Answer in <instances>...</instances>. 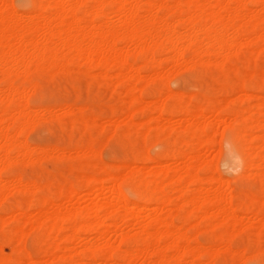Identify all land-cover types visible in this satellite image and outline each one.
<instances>
[{
  "label": "bare ground",
  "instance_id": "obj_1",
  "mask_svg": "<svg viewBox=\"0 0 264 264\" xmlns=\"http://www.w3.org/2000/svg\"><path fill=\"white\" fill-rule=\"evenodd\" d=\"M8 1L9 0H0V72L3 73L4 75L3 79L5 81L4 82L5 88L2 89L4 83L0 87V102L3 103L5 100L6 101L8 99L12 100L13 98L18 99L15 97H19L20 101L15 104L16 107L14 109L15 110L14 112H16V115L18 114V116H13L14 114L11 116L10 115L11 113H9L10 110L7 106L5 105L0 106V124H2L4 120H7L6 119L7 117H10V116L11 118L14 117L13 123H10V126L13 125L14 132H10L8 125H7V128L6 126L5 127L0 126V185L2 186L5 184L3 182H6V186L7 185L8 186L12 185V186H17V187L20 186L21 188L19 189L21 190L22 189L24 190L25 188H27V190L28 188L29 189L32 188L34 192H38L41 189V187L39 184H37L38 182H34V181L32 183L31 182L24 183L23 180L25 178H22L21 176H17L9 180L7 179L4 180L1 175V172L3 171L4 168L6 170V168L9 167L11 164H15L18 161H20L21 158L20 159L19 157L17 158L18 155H22L23 159L24 158L26 159L27 157L30 158V156L32 157V153H34L33 151L36 150L30 145V143H27L25 140L22 141L20 139V136L22 132L25 130V127L28 128L30 124V122H28L30 120L29 116L33 112L29 110L30 106L28 105L27 99H25L26 97L23 95L25 93L24 85H21L19 83L17 84L11 78L12 74H16V75L28 74L29 71L32 69V67L37 68V69L38 67H44V68L46 67V68H50L55 71L56 69L61 70V71H67L71 64H75L79 61H83L85 62V64H90L92 65V67L93 65L96 67H99L102 70H104L105 74H108L107 71L117 68L119 70L118 75L120 76L121 81L129 82V86L127 88H128V91L130 92L129 93L130 102L134 100H136V102H143L144 99H143L141 92H142L143 86L144 88L147 87L145 84L147 81L142 83L143 86L138 85L142 87V89L138 88L137 82L140 81L145 76H142L144 73H141L137 65L134 66L130 60L131 57L136 54L135 52H137V54L140 53L146 57L144 64H142L143 61L141 62V65H144V66L152 62L153 64H155L154 66L156 67H159V68L162 67L161 60L156 57V51L158 48H165V49L172 51L171 56H168V55L167 56L172 57V59L175 61V64L181 61H182L181 63L185 64L189 61V59L196 61L197 57H201L205 54L214 53L217 55H221L220 57L221 61L220 60L219 61L223 65H225L224 63L229 62V54L230 52L233 51V50L231 51V49L236 48V50H239L240 47L243 46L244 44L243 41L241 40V33L239 30L240 29L239 26L241 25H244L249 31L257 32L258 33V36H256L257 39H262L261 40L262 43L260 44V48L258 49L264 48V0H257L260 3V8L257 10H252V8H250L249 6L255 0H213L214 2L213 1L211 2V0H64V1L63 0L62 1L60 0H32L33 10L28 11L24 14L23 13L20 14L12 6L13 5L11 4L12 1L11 2L9 1L10 3H8ZM169 2L174 3L173 9H176V11H178V15H177L178 19L175 21L171 20L167 16L159 15L160 13L157 11L158 9L170 6L171 4ZM108 4L113 5V7L115 8L114 13L116 16H118L119 20H118V23L115 25L109 24L105 20V18L107 17L106 6ZM143 8H145L148 12V15L145 17H143L145 14H143L142 16V13H141V12H144ZM173 9L171 7L170 12L173 11ZM223 11H224V14H223ZM166 14H168V12ZM23 17L25 20L22 19ZM36 17L42 19V23H40L38 27H34L33 25L34 18ZM20 18L22 19V21ZM202 21H204V23H202ZM185 23H189L188 26L190 25L191 27L189 28L188 26H185ZM179 27H184V29L186 28L185 29L186 31L185 30L181 31ZM39 28L43 30V37L40 39L37 37V32ZM227 28H232L235 35L232 37H227L226 35ZM14 36H19L21 40L17 43L10 42L9 39ZM256 40H254V42ZM120 41L125 42L127 46L125 48L120 47L118 45V42ZM189 46L194 47V50L196 52L195 54L196 58L194 57L195 59H193L192 57V58L187 59L186 57L187 59L186 61L184 52H185L186 47H189ZM258 49H257V52H258ZM167 56L166 58L168 59ZM163 59L164 58H162V60ZM210 59L213 61V58L210 57ZM191 60L189 61L190 63H191ZM195 61L193 63L194 65H195ZM81 64L85 65L83 63H80L78 65L80 66ZM180 64H178V66H180ZM138 66H140V64ZM258 66L259 65H257V67ZM259 67L261 68V66ZM163 70H164V67H163ZM163 70H160V71L158 70L157 72L155 71L156 73L153 72L155 74V75L153 74L154 76L152 74H151L152 76L147 74L149 76L148 79L150 80L154 78H164V77L166 78V76L171 73L169 71L170 73L165 75L166 71H163ZM258 73H259L258 68L254 67L250 75L247 73L248 74L247 76H249L248 80L250 82H248L247 80L236 82L233 84V86H231V88L229 87L227 89V93L238 92V89H239L238 94L241 92L243 94L242 95L243 97L241 96L239 98L245 100V98H251V97L257 96L253 93L250 94L249 92L251 90H254L257 88L264 92V74L261 76L260 79H257ZM256 79L259 81V83L254 81ZM150 84L153 85L152 81L150 82ZM135 89L141 90L139 91L140 92L139 96L134 95L133 90ZM162 92L165 93L164 86L162 88ZM167 93L163 94L157 100V102H154V103H157L154 108V110L158 112L157 118L160 121L166 120L165 121L166 123L163 122V124L161 123L155 124L156 127H159L160 129V132H158L156 135L158 137L163 136L165 138V134L166 133L168 134V132L170 131L168 130V132H165L167 131L166 129L169 126H171V128L173 127L172 131H174L175 127H176L175 129L178 128L176 125L172 126L171 124L167 123V121L170 118L169 115L181 114L185 116V119H184V121L186 120L185 123L181 124L180 122L181 124V125L179 124L180 129L177 130L178 132L176 130L175 131L177 132L178 135L183 134L186 136L187 144L189 145L190 150L186 152L185 151L181 152V150L180 151L177 150V152L175 151L176 154H173V155L171 154L172 155L171 158L175 160L174 163L175 165L179 166L178 167L179 170L178 169L175 170V168L173 169V167L169 166L168 164L160 166L161 164H160L159 159L157 157H152L149 153H147L148 148L146 147L147 148L146 152H143V154H141L140 159L137 158V156L136 158L138 160H141V162L142 161L158 162V164L160 165H158L157 167L148 168L145 166L146 168H139V166L138 167L133 166V164L129 163L127 159H123L119 162L118 165L117 164L116 165L114 164L115 166L112 165L113 168L111 169L107 167L99 168V170H97L96 172L98 176L91 175V174L86 175L84 173L83 174L84 176L80 179L81 180L80 184L79 183L77 185L71 184L68 187L66 186L63 188L60 187L59 195L57 194L58 195L57 198L61 197L62 199H65V200L69 199V201L73 197L75 198V196H77L78 198L80 190L82 189L81 186H83V188L86 186L85 188L86 189L88 188V195H89V189H90V194L92 193L91 195L98 194V193L101 194L105 190H108L109 193H112L113 197L110 198L112 200L104 201L102 198L100 199V197H98L101 201L99 199L97 200L91 199L89 203V200H88L89 198H87L88 203L85 206L81 207L80 208L81 210L79 209V211L74 210L73 207L64 206V204H60L56 207L52 206L55 208V210L52 209L51 211L49 209V204L51 202V198L49 196H46V197L44 196V197L39 198L40 200L38 201V204H35L36 201L28 202L27 207L30 206V204L31 205L33 204L34 205V206L32 205L33 207L38 206L40 210L36 214V216L34 214V216L30 220H27V217L29 216L30 213L28 214L27 211H24L21 214L22 216L20 217V219H22L23 221L20 219L19 221L24 222V225H22V222H21V225L24 227L19 226L21 228H17L19 239L21 240L25 234L28 235V232H30L28 231L29 228L31 229V231L34 230L33 228L35 229H37V227L43 228L44 233L42 232V234L43 236H45V234L48 235L49 232L51 233L53 231L56 234L55 232L56 229L60 231L61 229L64 228L66 223H72L71 227H73L72 228L73 232L71 233V235L74 237V239L76 238L79 239L78 236L82 232H85L86 230L87 231L95 230L98 232V234L101 233V235H104L107 230H101V228L106 224V219H108V217H110L111 215L117 213L118 214L117 217H115L111 223L113 229H110V230L114 232L115 241L118 240V243H116L114 239H113L114 242L111 241L110 244H107L105 246H101L97 243H91V242H90V245L89 244L87 245L85 243L87 246L83 244L85 248L83 249L81 248L80 250L82 252L81 257L80 258L78 257L79 260H76L73 254L71 253L67 254L66 250L71 249V248L67 245L66 239L63 238L62 240L60 239L59 242L57 241L52 244L50 253L53 255V257L51 261L53 260L54 261L53 263H55L56 261H59L60 259L63 258L66 260L64 264H78V262L79 264L80 262L81 264H89L90 262L85 261V259L91 258L94 261L99 257L101 259L103 258L107 262L112 261L116 264H125L127 263V261H130L133 258L135 259L136 257H140L143 259L144 264H183L184 260H186V256H191L192 260L190 261L189 264H199L200 260L198 259H200L199 258L200 255L202 254L203 251H205L206 248H204L202 244H201L202 246L201 245L199 246L197 244L194 245L191 242L190 237H188L185 232H182V230L179 231V229H175V228H173L175 229L173 230L171 228L174 222L173 219L168 220L166 215L162 216L160 214L162 209L159 210L160 212L157 211L158 214L156 213L157 215L155 218H153L154 219L153 222H151L152 221L151 220L150 222L148 221L149 223L145 222L144 225L143 223L141 224V226L143 225V227L141 228L142 230L140 231L139 236L136 238V243L140 245V247H138L137 249H132L130 247L133 243L130 238L131 235L126 234L122 232L121 230L118 233V230L120 229L121 226L126 225V224L128 225L131 219L137 223L138 222L141 223L142 222L140 221L141 217H138L136 215L137 210H144L145 208L149 206V203H152V202H155L157 205H164V204L167 205L174 199L172 198L173 195L172 196L170 195L171 192L173 193V192H178V191L180 194L178 193L177 194L179 195L181 204L178 203L177 205L179 204L180 205L177 207H179L180 213L182 215L181 216L182 221H186L190 218L192 210L190 211L186 209L188 205L190 206V204L192 205L191 207L195 209L194 210L195 212L197 211L201 213L200 216L202 219L207 218L206 213L210 207H213V209H215L214 217H216L218 220L220 219V221H223V222L226 220L230 221L231 224L233 225H236L238 223V220L240 217L242 218V216L239 215L240 213L248 214V213L257 212L260 215H262V216L259 215L262 218L264 216V201L263 200L260 201V199H256L255 196H251V195L246 196V197H242V196L240 197V195H238L240 197V200L242 201L240 203H236L237 204L236 205L234 202V198L236 197H234L233 194H230L228 192V190H231L229 188V180L226 181L227 179L226 180L223 179L219 175L217 170L214 168V165L212 166V164H208L209 163L208 161H207L208 163H206V159L203 156L201 157V154H199L200 151L202 150H200L199 153H197L198 151L197 152L195 151L196 149H201V148L204 149L210 146H214L216 143H218L216 142L217 140L216 137L219 136L218 135L219 129L216 131L211 130L207 126L206 122L203 120V118L208 115L206 114L207 112L206 106L199 105V106H194L195 108L194 107L190 108L191 105L193 104V101L200 99L199 98L200 96H198L197 94H194V95H191L188 100L187 99L185 100V98L182 95L183 93L182 94H180L179 92L177 93L170 92L169 94ZM252 94L254 96H252ZM260 97L263 98L260 101V103H257L253 106H249L247 109L233 108L231 106L230 101H234V98L232 99L230 98L231 100L223 99L220 101L217 100L213 102L214 106L212 108V113H213L214 118L212 119L214 123H216L218 126L221 124H225L224 122L229 119L227 118L229 117L227 115L232 116L231 124L229 120L230 125H227L226 128H224L223 130L224 134L227 130L234 128L237 134H239L246 142L250 143L247 145V147L249 146L248 148H249V154H250L248 158L249 159L248 165L247 166L245 165L247 171L251 170L252 168L255 170L261 169V168L264 169V133L260 135L261 139H259L258 137L256 138L255 137L256 135H254L255 129L257 130L258 128L259 129L264 128V118H261L259 116V114L260 115L264 114V96L261 95ZM8 101L11 102L10 100ZM239 101L242 102L241 100ZM244 102L246 103V101ZM150 103L151 102H149V105ZM146 104L147 103H145V105H141L139 108H131V107L127 108L126 114L130 116L129 118L126 117L127 120L128 119L130 120L131 118V120L133 121V118L135 114L137 113H140V112L142 114L146 113L149 109L148 104L147 105ZM31 109L33 110V108ZM117 110L119 109L117 108L115 110V113H118ZM33 115H31V117H33ZM101 115H103V113ZM187 116L189 117L187 118ZM147 120L149 121L148 118ZM171 120L172 118H170L169 121ZM244 120H246V122L249 121V123H246L245 125ZM145 122L147 123V121ZM138 123L143 124L142 122H138ZM26 124H28V126ZM129 126H131V123ZM142 126H140L141 130H143ZM151 126L152 125H150L149 127L146 126L147 129L144 130V132L142 131L144 134L143 135L144 137L141 135L142 136L141 138H143V140H145L151 133ZM132 128H133L132 130H134V127ZM137 128H139V126H137ZM161 128H163V130ZM235 131L232 132L233 137L237 138L235 136L236 134ZM142 132L139 131L140 134H142ZM128 133L129 132H127L126 135ZM224 134H221V135H224ZM130 136L133 137L134 135H130ZM149 137L152 138V136H149ZM163 137L161 138L163 139ZM221 139H222V136H221ZM221 139L219 141L220 143H221ZM253 139H257V140L259 139L258 141L260 140L262 141H260L259 144L258 143L255 144L253 143ZM175 141L178 142L177 139ZM146 143L144 141V145H146ZM151 143L153 145V142ZM91 150H93V152L91 151L92 152L91 154H93L96 148L95 149L93 148ZM240 150H243V149H240ZM97 151L96 153L99 152ZM220 151L221 150H219V153ZM51 152H52V149H51ZM84 155L86 154L84 153ZM171 155L169 153H166L164 154V157H170ZM202 158H204V160ZM124 167L129 168V170L126 172L119 170ZM89 168L93 169V165L89 166ZM13 171H16V169ZM88 171L90 170L88 169ZM177 171H180V172H177ZM205 171L211 173L210 176H206L207 178L201 175ZM256 171L260 173L259 172L260 170L259 171L256 170ZM262 172L264 173V170ZM240 175H242V173ZM35 180L38 181L37 179ZM85 183L86 185H84ZM205 183H209L210 187L208 188L207 186H205L204 185ZM193 184L198 185V187L191 189V185L194 186ZM125 185L126 187L130 185L132 189H134V192L138 194L139 198L143 200V203H140L134 200L131 201L132 199L129 200L126 196V193L123 190V187ZM25 191L23 193H25ZM29 191L31 190H28V192ZM3 195L4 193L2 194V192H0V201L3 199L4 197ZM102 195L103 194H101V196ZM97 196H100V195H97ZM5 197H4V200H5ZM35 199L36 198L32 200H35ZM257 200H259L260 203H258ZM9 201L11 202V200ZM176 203L177 202H175L174 204ZM23 205L25 206V204ZM18 206L22 207V204L19 203ZM177 209L178 208H176L175 215H178ZM238 212L240 213L238 214ZM256 215L257 214H255V216ZM200 216H199V219H200ZM220 221H217V225L216 223L214 224L216 225L214 228H216L217 226L220 227L219 225H222L219 223ZM258 221H259L258 223L261 226L259 224L258 225L261 227V230H262L263 224L260 223L261 222L260 220ZM183 231H186V230H183ZM39 233L41 234L40 230H39ZM26 235H25V240L27 238ZM101 235H100V238H101ZM220 236L223 241L225 240V238H227L228 240L230 237L231 239V235H229V232H223L222 235ZM37 238L39 239V237ZM164 239H167L166 244L162 243ZM179 239L185 242V246L182 248L179 246V243H178ZM25 240H24V243H25ZM197 240L198 239L196 238V242H198ZM122 244L126 246V249L121 248ZM228 244H230V242ZM19 246L20 247H18V249L20 253L23 254L25 257H29V254H28L29 252L27 251L28 253H26L23 247L21 245ZM23 246H25V244ZM3 247L2 248L0 247V248L2 249V252L6 253V250L3 249ZM262 247L264 248V245H262ZM262 249L259 248L257 250V253L260 252ZM249 250L251 249L248 248V251H247L248 254H249ZM244 251L241 252L243 253V255H244ZM58 252L61 253V256H58L57 254ZM255 252H252L251 254ZM170 253L172 254L170 255ZM257 253L253 255L257 256L258 255ZM8 255L10 256V254ZM117 256L120 259V262L115 260ZM245 256L243 257L245 258ZM251 256H249V258ZM25 257H19L14 262V264H23V263L32 264L33 263V262L28 263V262H31L30 260L25 261L26 259ZM244 258H242L240 261H242ZM246 260H247V256L244 259V262ZM209 261L208 263L214 264V262L212 263ZM244 262L242 261V263ZM204 263L205 262L203 263L201 262L200 264H204ZM205 264H207V262Z\"/></svg>",
  "mask_w": 264,
  "mask_h": 264
},
{
  "label": "rangeland",
  "instance_id": "obj_2",
  "mask_svg": "<svg viewBox=\"0 0 264 264\" xmlns=\"http://www.w3.org/2000/svg\"><path fill=\"white\" fill-rule=\"evenodd\" d=\"M9 1L10 2L12 1V3H11V4H13L12 6L20 14H22V13L24 14L28 11L33 10V1L32 0H9ZM9 1H8V3H10ZM60 1H62V0H60ZM212 1L213 0H211V2ZM169 3L171 4V5L169 4L170 6L158 9L157 11L160 13L159 15L167 16L171 20L175 21L178 19V17H177L178 11H176V9H173L174 3H171V2H169ZM249 6H250V8H252V10H257L260 8V3L257 0H255ZM171 7H172L173 11L170 12ZM114 9L115 8L113 7V5L108 4L106 6L107 17L105 18V20L107 23L112 24V25L117 24L118 20H119L118 16H116L114 13ZM143 11L144 12H141L142 16H143V14H145L143 17L147 16L148 15L147 10L145 8H143ZM167 12H168V14H166ZM223 14H224V11H223ZM22 19L25 20L24 17ZM22 19H21V21H22ZM40 23H42L41 18H38V17L34 18V23H33L34 27H38ZM199 23H201V22H199ZM202 23H204V21H202ZM188 24L189 23H185V26H188ZM188 27L190 28L191 26L189 25ZM239 28H240L239 30L241 33V40L243 41L244 44H243V46L240 47L239 50H236V48L231 49V51L232 50L233 51L230 52V54H229V62L224 63L225 65H223L220 62L221 61L220 60L221 55H217L214 53L205 54L201 57L196 58L195 57L196 52H195L193 46L186 47L184 53H185V60L186 61H187V59L192 58V57H193V59H195V58L197 59L196 61L194 60L195 65L193 64L194 61L191 59H189V61L191 60L192 64L189 61L187 63H185L186 65L181 63L182 61L175 64V61L172 59V57H168V56H171L172 51L165 49V48H158L156 51V57L161 60V62H162L161 68L162 69L154 66L155 64H153L152 62H150V64H148L146 66L141 65L142 61H143L142 64H144L146 57L140 53L137 54V52H135L137 55L134 53L135 55H133L130 60L134 66L137 65V67L140 69L141 73H144L143 75L142 74L141 75L146 77V78L143 77L140 81H138L137 86L138 85L143 86L142 83L147 81L145 83L147 87L144 88V86H143V89H142V87L138 86V88L142 89L141 94H142L143 99H144L143 102H136V100L130 102V94H129L130 92L128 91V88H127L129 86V82L128 81L127 82L121 81V78L118 75L119 70L117 68L111 69L110 71H107L108 74H105L104 70H102L101 68L96 67L94 65H93V67H94L93 68L92 65L85 64V62H83V61H79L75 64H71L67 71H61L58 69H56V71H55V70H52V69L46 68V67L45 68L44 67H38V69L32 67V69L29 71L28 74H20V75L12 74L11 78L17 84L19 83L21 85H24V87H25L24 92L25 93L23 95L26 97V98L25 97L24 98L27 99L28 105L30 106L29 110L33 112L31 115L34 114L33 117H31V115L29 116L30 118L27 117L30 119L28 122H30L31 126H30V124H29V126H28V124H26L28 126V128L25 127V130L22 132L20 139L22 141L25 140L27 143H30V145L36 150L33 151L34 153H32V157L30 156V158L27 157L26 159L25 158L23 159L22 155L17 156V154H16L17 158L18 157H19V159L21 158L20 161H18L19 163L17 162V160H18L17 159L16 160L17 163L11 164L10 165L11 168L9 166L6 168V170L4 168L3 171L1 172V175H2V178L4 180H6V179L9 180L11 178L21 176L22 178H25L23 180L24 183L25 182L26 183H30V182L32 183L33 181L38 182L37 184L40 185L41 189L38 192H34L32 188H30V189L28 188V190H31L28 192L27 188H25L26 191H25V189L24 190L19 189V188H21L20 186H18V187L12 186V185L6 186V182H3V183H5L4 184L5 186L0 185V192H2V194L4 193V195H3L4 197L6 196L5 200L3 197V199H2L3 201L2 200H1L2 202L0 201V247L2 248L4 246L3 249L6 250V253H4V252H2V249L0 248V259H1L0 264H12V262L14 264V262L19 257H25L23 254L20 253V251L18 249V247H20L19 245H21L23 247V249L26 251V253L29 252L28 254H29V257H31V258L25 257L26 258L25 261H29V260L31 261L28 263L33 262L32 264H37V262H38V264H58V263L64 264L66 260L63 258L60 259L59 261H56L55 263H53L54 262L53 260L51 261V259L53 257V255L50 253L51 252V250H50L51 246L54 242H57V241L59 242L60 239L61 240L63 238L66 239L67 245L71 248V249L66 250V252H67V254L68 253L73 254L74 258L76 260H79V258L81 257V254H82V252L80 251L81 248L83 249L88 244L90 245V242L91 243H97L101 246H105L107 244H110L111 241H113V239L115 241L114 232H112L110 229H113L111 223H112L113 219L115 217H117V215H118L117 213L111 215L110 217H108V219H106V224L101 228V230H107L104 235H101V233L98 234V232L95 230H92V231L86 230L85 232H82L78 236L79 239H77L76 237H75L76 239H74V237L71 235V233L73 232L72 231L73 227H71L72 223H66L67 225L65 224V226H64L65 229L63 228L60 231L56 229V231H55L56 234L53 231L51 233L49 232L48 235L45 234V236H43V234H42V232L44 233L43 228H38V227H37V229L33 228L34 230H32V231L29 228L28 231H30V232H28V235L25 234L27 237L26 240H25V235L22 237L21 240L19 239V234L17 233V230H18L17 228L24 227V226H22V225H24V222H22L23 220L20 219V217L22 216L21 214L24 211H27L28 214L30 213L29 216L27 217V220H30L34 216V214L36 216V214L40 210L38 208V206L33 207L34 206L33 204H32L33 206L30 204V206L27 207L28 202L36 201L37 203L35 202V204H38V201L40 200L39 198L44 197V196L45 197L49 196L51 198V202L49 204V209L51 211H52V209L55 210L54 207H56L60 204H64V206H68V207H73L74 210L79 211V209L81 207L85 206L88 203V200L90 203L91 199L97 200V199H99L98 197H100V199L102 198L104 201L112 200V199H110L113 197L112 193H109L108 190H105L103 193H101V194H103L101 196V194H99V193L91 195L92 193L90 194V189H89V195H88V188L86 189L85 188L86 186L84 188H83V186H81L82 189L80 190L78 198H77V196H75V198L73 197L70 201H69V199L65 200V199H62L61 197L57 198L59 195L60 187L63 188L66 186L68 187L71 184H74V185H77L78 183L80 184L81 183L80 179L84 176L83 175L84 173L86 175L91 174V175H97L98 176V174L96 172H97V170H99V168L107 167V168L111 169V168H113L112 165H114V164L118 165L119 162L123 159H127V161L129 163L133 164V166H137V167L139 166V168H146V167L151 168V167H157L160 164H161L160 166L168 164L169 166L173 167V169L175 168V170H177L179 166L175 165V163H174L175 160L173 158H171L172 155L176 154L177 150L178 151L181 150V152H183V151L186 152V151L190 150V147L187 144L186 136L183 134H181V135L177 134V132H178L177 130L180 129V125L184 124L186 121V120L184 121L185 116H183L181 114L169 115V117L172 118V120L169 121L170 120V118H169V120H168L169 122L167 121V123L171 124L172 126L176 125L178 128L175 129L176 128L175 127L174 131L176 130L177 132L172 131L173 127L171 128V126H169L166 129L167 131H165V132H168V130H170L169 131L170 133L169 132H168V134L166 133L165 138L163 136L158 137L156 135L158 132H160V129H159V127H156L155 124H159V123L163 124V122L166 123L165 122L166 120L160 121L157 118L158 112L154 110L157 103H154V102H157V100L163 94H166L167 92H168L167 94H169L170 92H173V93L179 92L180 94L183 93L182 95L185 98V100L186 99L188 100L191 95L197 94L198 96H200L199 97L200 99H198L199 102H198V100L193 101V104L191 105L190 108H192L194 106H199V105H204L207 107L206 114H208V115L205 116L203 118V120L206 122L207 126L211 130L216 131L219 129L218 130L219 136L216 137V139L218 140V141L216 140V142H218V143H216L214 146H210V147H207L204 149L203 148L196 149L195 151L196 152L198 151L197 153H199V151L202 150L203 152L200 151L199 154H201V157L203 156L206 159V163L209 162L208 164H212V166L214 165V168L217 170L219 175L223 179H225V180L227 179L226 181L229 180V188L231 190H228V192L230 194H233L234 197H236V198H234L235 204L240 203L242 201V200H240L241 196L246 197L249 195L255 196V198L260 199V201H262V200L264 201V198H263L264 197V195H263L264 194V177H263L264 173L262 172L264 169H262V168L256 169L258 171L260 170L259 171L260 173H258L253 168L251 169L252 171L249 170L250 169L249 167H248L249 171H247V169H246V166L248 165V160H249L248 158L250 156L249 148H248L249 146L247 147V145L250 143L246 142L239 134H237V132L235 131L234 128L230 129L232 131L227 130L228 132L226 131L224 134L223 130H224V128H226L227 125L231 124V117L232 116L227 115V116H229V117H227L229 119L224 122L225 124H221L222 126L221 125L218 126L216 123H214V121L212 119V118H214L213 113H212V108L214 106L213 102H215L217 100H219V101L223 100V99L229 100L230 98L231 99L234 98V101H230L231 106L233 108H241V109L245 108V109H247L249 106H253L257 103H260V101L263 99L260 96L261 95L264 96V92L257 89V88L254 90H251L249 92L250 94L253 93V94L257 95V96H254L252 94V96H254L256 98H254V97L245 98L244 97L245 100L239 98L243 95L242 92L238 94L239 89H238V92L227 93V89L229 87L231 88V86H233V84L236 82L243 81V80H247L248 82H250L248 80L249 76H247V75L248 74L250 75V73H251V71H253L254 67L258 68V71H259L257 79H260L261 76L264 74V68H263L264 67V48L258 49V48H260V44L262 43L261 42L262 39H257L256 36H258V33L255 31H249L244 25L239 26ZM179 29L181 31H184L186 28L184 29V27H179ZM230 29H232V28L226 29L227 37H232L235 35L233 29L232 30H230ZM228 30H230V31H228ZM254 33L257 35H255ZM37 37L39 39L43 37V30L41 28H39V30L37 32ZM20 40L21 39L19 36H14V37L9 39L10 42H15V43L19 42ZM54 40H56V39H54ZM254 40H256V41L254 42ZM118 45L120 47H124V48L127 46V44L123 41L118 42ZM256 48L258 49L259 53L257 52ZM166 56L168 57V59L166 58ZM186 57H187V59H186ZM210 57L213 58V61L210 59ZM162 58H164V59L162 60ZM217 59H218V61L219 60L220 61L218 62ZM80 63H83L85 65L81 64L79 66L78 64H80ZM139 64H140V66H138ZM178 64H180V66H178ZM257 65L261 66V68L259 66L257 67ZM150 66H151V68H150ZM163 67H164V70H163ZM181 67H183V68H181ZM158 70L159 71L160 70L166 71L165 75L169 74L170 72L171 73L169 75H167L168 77L166 76V78L165 77L164 78H154V79L149 80L148 75L152 76ZM3 78H4V75H3V73L0 72V84H1L0 87L5 82ZM257 79L254 81L259 83V81ZM151 81H152L153 85L150 84ZM158 82H159V84H158ZM156 83H157V85H156ZM167 85H168V87H167ZM163 86L165 87V93L162 92ZM3 88H5V83L2 87V89ZM147 89H148V91H147ZM139 91H141V90H136V89L133 90L134 95L139 96V93H140ZM149 91L152 93H150ZM156 91H157V93H156ZM259 94H260V96H259ZM236 97L239 100H241L242 102H240ZM15 98H18V99H14V98H13L14 100L8 99L11 101V102H9L7 100L8 103L5 100L4 102L7 103L8 105L5 104L4 102L3 103L0 102V106L5 105L9 108V110H10L9 113H11L10 114L11 116L13 114H14L13 116H18V114L16 115V112H14L15 111L14 109L16 107L15 104L18 103L20 100H19V97H15ZM244 101H246V103ZM149 102H151L150 105H149ZM145 103H147L149 106V109L146 112L147 114L146 113L142 114L140 112V113L135 114L136 117L134 116V118H133L134 122L131 120V118H130V120L129 119L127 120V118L130 117L128 114H126L127 108H129V107L139 108L141 105H145ZM235 103L238 105H236ZM31 108H33V110ZM117 108L119 109V110H117L118 113H115V110ZM94 109H95V111H94ZM102 113H103V115H101ZM11 116L7 117L6 118L7 120H4L2 122V124H0V126L1 127L6 126V128H7V125H8L10 132H14L13 125L10 126V123H13V121H14V117L11 118ZM94 116H95V118H94ZM259 116L261 118H264L263 117L264 114H262V115L259 114ZM188 117L189 116H187V118ZM84 118H85V120H84ZM147 118L149 119V121L147 120ZM10 120H11V122H10ZM229 120H230V124H229ZM143 121L144 122L147 121V123L146 122L144 123ZM138 122H142L143 124L138 123ZM180 122H181V124H180ZM244 122H245V125H246V123H249V121L246 122V120H244ZM124 123H126V124H124ZM130 123H131V126H129ZM148 124L152 125L151 126V133L149 134V136H152V138H150L148 136L149 138L148 137L146 138L148 140H146V139L143 140V138H141V137L144 135L143 134L144 130H146L147 127L150 126ZM137 126H139V128H137ZM140 126H142L143 130H141ZM132 127H134V130H132L133 129ZM161 129L163 130V128H161ZM233 130L236 132L235 136L237 138L233 137V133H232V132H234ZM139 131H141V132L143 131L142 134H140ZM127 132H129V133L126 135ZM263 133H264V128H261V129L258 128L257 130L255 129V131H254V135H256L255 137L256 138L258 137L259 139H261L260 135H262ZM221 134H224V135H221ZM130 135H134V136L132 137ZM156 136H157V138H156ZM221 136H222V139H221ZM161 137H163V139ZM219 138L221 139V143L219 142L220 141ZM176 139L178 142L175 141ZM138 140H140L141 142ZM236 140H238V141H236ZM242 140H244V141H242ZM258 140L253 139V143L259 144L260 141H262V140H260V141H258ZM134 141H136L137 143ZM144 141H145V143L147 141L148 144L146 143V145H144ZM151 142H153V145ZM90 148L91 149L96 148V150H94L95 155H94V153L91 154L93 152V150H91ZM37 149H39L40 151ZM51 149H52V152H51ZM146 149L148 150L147 153H149L152 157H157L159 159L160 164H158V162H154V161H151V162L142 161L141 162V160L137 159V158L140 159L141 154H143V152H146ZM237 149H238V151H237ZM240 149H243V150H240ZM219 150H221L220 153H219ZM96 151L98 153H96ZM84 153L86 155H84ZM87 153H88V155H87ZM100 153H102V154H100ZM166 153H169L170 155L171 154L172 155L170 157H164V154H166ZM99 154H100V156H99ZM136 156H137V158H136ZM246 156H247V158H246ZM204 158H202V159L204 160ZM134 159H136V160H134ZM91 165H93V169H91L92 167L89 168V166H91ZM242 167H243V169H242ZM15 169H16V171H13ZM88 169L90 171H88ZM119 170L126 172L129 170V168L124 167V168H121ZM254 170H255V172H254ZM180 171H177V172H180ZM247 172H249V173H247ZM241 173H242V175H240ZM22 174L25 176H23ZM210 174H211L210 172L205 171L201 175L206 177V176H210ZM35 179H37L38 181H36ZM207 184H209V183H205L204 185L209 188L210 184L209 185H207ZM84 185H86V183ZM193 185L195 187L191 185V189L198 187V185H195V184H193ZM42 187H44V188H42ZM22 188H24V187H22ZM241 188H243V189H241ZM18 189H19V191H18ZM123 190L126 193V196L129 200L132 199L131 201L134 200V201L143 203V200H141L139 198L138 194L136 192H134V189H132V187L130 185H128L127 187L125 185L123 187ZM24 191H25V193H23ZM44 191L47 193H45ZM27 192H28V194H27ZM177 193L180 194L179 191L173 192V193L171 192L170 195L171 196L173 195L172 198H174V199L170 203H168L167 205L166 204L157 205L155 202H152V203H149V206L147 208H145L144 210H137L136 215L138 217H141V220H140V221H142L141 223L140 222L137 223L131 219L128 225L126 224V225H123L120 227V229L118 230V233L121 230L122 232L131 235L130 238H131V241L133 243L130 247L132 249H137L138 247H140V245H138V243H136V238L139 236V233L142 230L141 228L143 227L145 222L149 223L151 220H152L151 222H153L154 221L153 218H155L156 215L158 214L157 211L162 209L161 212L159 211L162 216L166 215L168 220L173 219L174 222L171 226L172 229L175 228V229H179V231L182 230V232H185L186 235L188 237H190L191 242L194 245L197 244L200 246L202 244L203 247L206 248L205 251H203L202 254L200 255V257H199L200 259H198V260H200V263L201 262L202 263L207 262V264H211V263H208L209 260H210L209 262H212V263L214 262V264H237V263L240 264V262H241V264H259V262H260V264L264 263V248L262 247V245H264V223H263L264 219H262V218H264V216L261 218L260 216H262V215H260L257 212L248 213V214L247 213L242 214V213L238 212V214L240 213L239 215L242 216V218L240 217L241 219L239 218L238 223L236 225H233V224H231L230 221L226 220V221H224L225 222L224 223L223 221H220V219L218 220L216 217H214V210L215 209H213V207H210L209 210L207 211V213H206L207 218L202 219L200 216L201 213H199L197 211L195 212L194 211L195 209H193V207H191L192 205L190 204V206L188 205L186 208L190 211L192 210L190 218L186 221H182V218H181L182 215L180 213L179 207H177L181 204V201H180L179 195ZM97 195H100V196H97ZM238 195H240V197ZM51 196H53V197H51ZM34 198H36L37 200L36 199L32 200ZM87 198H89V199L87 200ZM8 199L11 200V202L12 201L13 202L11 203ZM175 202H177V203L174 204ZM257 202L260 203L259 200H257ZM19 203L22 204V207L18 206ZM178 203H180V204L177 205ZM23 204H25V206ZM52 206H54V207H52ZM26 207H27V209H26ZM176 208H178L177 209L178 215H175ZM169 212L172 215H170ZM255 214H257L258 217H257V215L255 216ZM199 216H200V219H199ZM176 217H178L179 219ZM19 219L22 221H19ZM256 219L260 220L261 221L260 223L263 224L262 230L260 227L261 225L258 223L259 221ZM217 221H220L219 223L222 224V225H219L220 227L222 226L221 228L218 226H217L218 228L217 227L214 228L217 225ZM21 222H22V225H21ZM142 223H143V225L141 226ZM215 223H216V225H214ZM174 224L176 227L174 226ZM19 226H21V227H19ZM175 229H173V230H175ZM39 230H40L41 234L39 233ZM183 230H186V231H183ZM223 232H229V235H231V239L228 236L229 239L227 240V238H225V240L223 241L221 236H220V235H222ZM100 235H101V238H100ZM132 235H134L135 237ZM36 236L39 237V239ZM102 236H103V238H102ZM207 236H209V237H207ZM196 238L198 239L197 240L198 242H196ZM18 239L20 240V242ZM24 240H25V243H24ZM101 241H103V242H101ZM194 241H195V243H194ZM115 242L118 243V240ZM166 242H167V239H164L162 243L166 244ZM229 242H230V244H228ZM178 243H179V246L181 248L185 246V242L183 240L179 239ZM24 244H25V246H23ZM47 244H48V246H47ZM227 246H228V248H227ZM258 247L260 249H262V248L263 249L257 253V250L259 249ZM121 248L126 249V246L124 244H122ZM248 248L251 249V250H249V254L247 252ZM47 249H48V251H47ZM241 250L244 251V255H243V253H241V252H243ZM251 251L252 252L256 251L253 254L257 253L259 256L258 255L255 256V255L251 254L252 253ZM7 252H9V253H7ZM45 253L47 256L45 255ZM8 254H10V256ZM41 254H43V255H41ZM57 254H58V256H61L60 252H58ZM119 254H120V252H119ZM171 254L172 253H170V255ZM245 254L247 256V260L244 262V259L246 258ZM243 256H245V258ZM249 256H251L250 257L251 260H250ZM11 257H12V259H11ZM242 258H244L242 260L244 263H242V261H240ZM261 258H262V260H261ZM34 260H36L37 262ZM115 260L120 262V259L118 258V256L115 258ZM191 260H192L191 256H186V260H184L183 264H189ZM212 260H214V261H212ZM85 261H89L90 262L89 264H94V263L95 264H98V263L99 264H116L112 261L107 262L103 258L101 259L99 257L94 261L91 258L85 259ZM141 261L143 262L142 258L136 257L135 259L133 258L132 260L127 261V263H125V264H144V262L142 263ZM198 263H199V261H198ZM23 264H25V263H23ZM78 264H79V262H78ZM80 264H81V262H80Z\"/></svg>",
  "mask_w": 264,
  "mask_h": 264
}]
</instances>
